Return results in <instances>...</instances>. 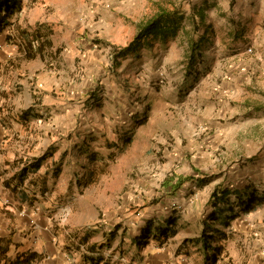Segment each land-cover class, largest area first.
I'll return each mask as SVG.
<instances>
[{
  "label": "rangeland",
  "instance_id": "obj_1",
  "mask_svg": "<svg viewBox=\"0 0 264 264\" xmlns=\"http://www.w3.org/2000/svg\"><path fill=\"white\" fill-rule=\"evenodd\" d=\"M30 1L25 19L36 17L38 24L49 26L53 47L46 49L44 59L29 52L28 70L38 69L36 74L53 85L45 92L54 100H45L44 111L39 110L43 120L29 130L33 136L15 137L13 143L37 157L51 148L53 162L69 164L48 189L63 198L71 185V198L62 200L55 216L59 223H93L106 215L123 225L147 218L150 206L171 211L181 205L182 210V202H172L182 189L172 194L164 185L172 174L193 176L195 165L212 164L214 157L224 164H242L241 142L251 143L253 155L263 153L257 149L260 142L264 145V131L221 135L219 145L214 131L217 125L236 124L239 114L264 127L262 113L254 108L249 114L241 106L242 100L264 99V0H178L188 16L194 6L205 7L211 24L191 70L182 32L143 46L114 66V52L133 41L138 25L156 12L157 0ZM37 26L27 28L31 33ZM240 60L247 65L237 66ZM143 118L147 122L139 126ZM128 136L133 137L131 146L112 148L122 147L120 138ZM90 153L95 157L90 159ZM50 168L49 162L43 171ZM203 170L209 181L217 176L212 166ZM91 172L98 177L93 185L86 183Z\"/></svg>",
  "mask_w": 264,
  "mask_h": 264
},
{
  "label": "crops",
  "instance_id": "obj_2",
  "mask_svg": "<svg viewBox=\"0 0 264 264\" xmlns=\"http://www.w3.org/2000/svg\"><path fill=\"white\" fill-rule=\"evenodd\" d=\"M28 3L31 1L24 0L22 13L13 21V26L0 35V250L6 251L0 255L1 264L18 259V264H212L206 259L202 232L211 222L214 209L208 202L218 186L229 190L234 204L241 196L247 198L251 193H255L257 199L251 204L252 210L242 213L232 221L230 227L223 229L227 240L214 244L221 247V256L216 264H264V145L261 142L257 151L263 153L253 155L249 150L250 142L238 145L237 141L242 148L241 159H245L242 164L237 160L224 164L214 157L212 164L195 165V182L186 183L177 193L176 200H172L182 202V210H179L181 205L171 211L150 206L146 208L147 218L142 217L138 223L131 219L126 224L118 225L120 219H116L120 222L115 224L106 215L94 219L93 223L76 220L64 225L55 220L62 200L71 198V185H68L67 197L63 198L48 190L52 187L51 181L55 187L66 165H69L67 162L62 166L56 164L54 157L45 162L37 174L31 175L24 185L18 184L14 179L16 173L41 156L26 154L18 142L13 143V138L33 136L29 130L32 131L33 125L43 120L38 114L39 110L44 111L45 100H54L52 95L45 92L46 87L53 85L45 81L42 73L36 74L38 69L28 70L27 62L31 61L26 59L28 51L21 36L30 33L27 26L40 23L36 17L32 21L27 20L29 15L25 16V13ZM7 36H11L15 42L8 43ZM258 59L262 61L261 56ZM247 63L240 60L237 66L243 68ZM242 101L245 112L250 114L255 108V112L264 115V99ZM30 109L31 112H28ZM241 118L239 114L237 123L228 127L217 125L214 134L220 136L218 145L222 140L221 135H251L254 128L264 131L257 120L242 118L243 121L238 122ZM217 120H220L219 115ZM49 162L51 168L44 172ZM210 166L217 170V176L212 181L208 180L213 188L208 187L211 183L199 187L196 180L203 178V169ZM55 169L60 170L58 177L55 176ZM73 185L76 187V182ZM41 187H46V193L39 192ZM72 189L75 191L76 188ZM200 206L204 207V211ZM235 208L238 209L237 206ZM170 217L178 220L175 235L170 233L162 244L154 238L149 240L150 244L143 246L137 242L136 237L146 222L153 221L155 227L166 226ZM126 228L128 230L125 232ZM31 254H35V257L26 260Z\"/></svg>",
  "mask_w": 264,
  "mask_h": 264
},
{
  "label": "trees",
  "instance_id": "obj_3",
  "mask_svg": "<svg viewBox=\"0 0 264 264\" xmlns=\"http://www.w3.org/2000/svg\"><path fill=\"white\" fill-rule=\"evenodd\" d=\"M177 1L178 0H157L156 12L152 17L142 21L138 25V32L133 41L125 48H120L114 52L113 63L115 67L120 65V61L122 59L139 52L143 46H150L152 42L156 40L166 42L170 38L177 37L180 32L186 36L188 44L185 57L187 62L186 67L188 70H191L198 63L202 54L201 49L203 43L206 42L211 32V30H209L211 24L207 23L206 9L205 7L196 8L194 6L191 14L188 16L186 15L185 10L181 6L177 5ZM24 6V0H0V35L13 26V21L22 13ZM186 22L191 24V29L187 27ZM47 27L49 26L45 24H38L37 28H35L33 32L29 34L27 33L26 35L22 34L21 37L24 39L23 43L25 45V50L28 51V57L29 52H34L35 56L44 59L46 49H52V31L50 29H46ZM203 27H206L204 32L199 33L200 29ZM6 41L8 43L15 42L11 36H7ZM28 112H31V109ZM146 122L147 118H143L138 121V125H145ZM121 139L122 147L118 146V144H112V148L122 151L124 148H128L133 143V137L131 136L121 137L120 140ZM85 145L87 146V141L84 142V146ZM84 149L87 150V148ZM52 154L53 151H51V148L48 149L44 155L34 160L28 166H25L19 173H16L14 179L17 180L19 185H24L31 175L37 174L41 170L43 164L52 157ZM88 157H90V159L95 157L94 153H90ZM92 161L94 162L97 160L93 158ZM55 176H59L58 170H56ZM97 180V174L91 172L89 173L86 183L93 185V183H96ZM196 181L199 187H204L208 183L205 176L197 179ZM188 182H195V177L174 173L171 177L165 180L164 185H166V187L173 194L180 190ZM41 193H46V187H41ZM254 194L255 193H251L247 198L241 196L234 204L230 199V192L226 187L218 186L212 192L208 205L214 210L211 214V222L203 229L202 232L206 259L209 260L210 263H218L221 256V247L214 244L227 240L223 229L230 227L232 221L239 218L242 213H248L252 210L251 204H253L255 199H257ZM235 206H237V210ZM177 221V219L170 217L167 219L166 226L159 225L155 227L154 222L149 220L141 229L139 236L136 237L137 242L143 246L146 245L151 238H154L161 244L164 243L166 240L165 238H167L170 233L172 235L176 234V226L178 224ZM153 227H155L154 230ZM210 232H212V234L207 235V233ZM5 252V249L0 250V255ZM210 252L212 255H209ZM34 257L35 254H31L26 260H32ZM19 262L20 259L8 264H18Z\"/></svg>",
  "mask_w": 264,
  "mask_h": 264
},
{
  "label": "built area",
  "instance_id": "obj_4",
  "mask_svg": "<svg viewBox=\"0 0 264 264\" xmlns=\"http://www.w3.org/2000/svg\"><path fill=\"white\" fill-rule=\"evenodd\" d=\"M249 51L251 52L252 50L250 49ZM138 217H141V214H138Z\"/></svg>",
  "mask_w": 264,
  "mask_h": 264
}]
</instances>
